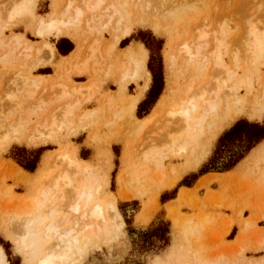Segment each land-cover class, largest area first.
<instances>
[{"label": "bare ground", "instance_id": "bare-ground-1", "mask_svg": "<svg viewBox=\"0 0 264 264\" xmlns=\"http://www.w3.org/2000/svg\"><path fill=\"white\" fill-rule=\"evenodd\" d=\"M130 1H134L133 7L136 8L131 9L128 0H66L60 9L59 0H53L54 10L46 17L36 16L37 0L13 2L11 10H8L6 14V22L2 24L3 20L0 21V49L4 51L0 61H6L17 50L23 60L31 64L29 69L39 68L45 64L43 54L48 55L50 60L56 53L55 47L46 39L49 37L59 39L65 36L71 38L76 45L75 52L65 63L66 71L76 77L90 78L93 77L92 72L103 69L111 53H118V57L127 61V67L118 80L120 95L125 98L121 111L128 114V118L131 119L128 123V132L133 136L142 133V136H139L141 138L140 141L138 139L139 142L137 141L135 145L128 143L125 146L121 158L122 164L125 167L133 166L138 160L141 177L148 172L146 164L154 166L157 178L153 191L158 195L173 189L186 174L197 171L212 153V145L217 142L219 135L245 110L250 109L251 119H264V73L261 70V65L264 63V27L259 28L260 26L254 25L249 20L252 24L246 26L248 28L241 36L245 37L243 39L240 37L242 40L239 43H242L246 56L244 58L247 59L245 65L242 63L244 65L242 75L238 73L240 62L238 51L241 46H237L238 50L231 49V64L235 68L231 69L225 63L224 56L228 54L225 52L228 50V43L227 37L223 38L226 35L225 32L223 36H220L221 32L223 33V27L219 26L222 31L217 28L220 34L214 31L215 27L212 31L208 29L211 34L213 33L209 35L210 40L207 39L210 32L203 30L204 25H200L202 29L193 28L194 32L198 31V33L193 37L190 34L188 39L174 48L175 53L173 50L167 57L171 76L167 81L164 95L149 115L138 118L135 114L137 106L151 82V73L147 68L149 53L142 44H132L119 51V44L138 26H149L155 34H162L167 29L165 23L180 17L188 8L186 5H191L182 2L183 5L177 0ZM151 16L154 20L149 18ZM14 20L26 21L28 23L26 28L33 29L36 37L41 38L43 43L34 46L32 41L24 37V34L13 33L7 36L5 29H11ZM199 29L202 31L199 32ZM105 33L111 35L108 42H104L102 38ZM232 46L236 47L234 43ZM83 50L87 53L84 60L81 58L84 55ZM205 67H208L209 71L206 77H202L199 74L201 70L204 73L207 69ZM188 70L192 71V75L189 79H185L182 86L173 81L174 75L178 77L177 73L184 74ZM136 80L141 81V86L134 96L127 95L128 84ZM254 81L256 84L253 83ZM10 86L13 87H10L13 91L7 94L10 109H7L9 110L7 113H0V149L13 144L31 146L44 144L47 140H55L54 136L70 125V116L80 104L78 101L75 104L68 102L71 97L84 96L85 99L83 98L82 102L88 103L92 94L95 93L93 90L96 91L95 88H97L94 82H88L85 86L76 85L67 78V81L60 80L54 84H48V90L51 92L48 91L47 94L49 96L51 93L50 99L47 98L48 96L45 99L44 93L38 95V101L33 102L32 88H38L39 83L29 73L28 75L20 73L10 81ZM241 88L246 91L243 97L239 96ZM56 89L59 93L55 96L53 92ZM50 107L55 108L41 121L36 122L30 128V133L25 134L32 116L46 114ZM91 115L92 113L83 114L82 121ZM143 133H145L144 136ZM56 142L59 140L57 139ZM55 158L63 164V167L75 169L74 174L70 172L73 171L72 169L58 171L59 173L50 177L51 181L47 182L49 184L45 182L44 185L47 188L45 186V190L43 188L40 190L39 198L34 205L35 212L19 223L18 230L21 234L16 237V243L21 248H25L28 241H31L32 264H79L83 261V255L86 256L89 251L108 246L123 235L125 221L115 201L104 197V189L100 186L96 173L89 166L83 165L78 158H71L68 153H59ZM45 161L46 159L42 161L41 167L45 165ZM178 161L181 162L179 165L172 166L163 172L165 163L171 164ZM251 162L264 164V142L257 145L250 155L229 173L228 177L241 173ZM8 166L18 180V184L28 183L32 176L36 179L42 178L41 167L34 174L27 172L12 160ZM79 174L82 176V181L77 193L73 194L76 200L71 201L73 203L68 202L71 204L70 207L68 206L69 209L60 213L59 207L57 209L53 207L55 202L51 203V206L47 205L50 199L57 197V203L62 207L64 204L58 202V197L63 196L65 193L62 194V192H66L67 188L71 189L68 186L73 183V175ZM212 181L211 178L204 179L197 188H206ZM185 194L186 190H182L181 198ZM118 196L122 200L129 198L123 193ZM40 198L49 200L44 201L47 207L50 206L48 209L50 217L47 220L40 214L44 212ZM137 224L144 226L147 224V219L141 216ZM13 232L17 233L14 230ZM0 264H8L2 248H0ZM154 264H160V262Z\"/></svg>", "mask_w": 264, "mask_h": 264}, {"label": "rangeland", "instance_id": "rangeland-1", "mask_svg": "<svg viewBox=\"0 0 264 264\" xmlns=\"http://www.w3.org/2000/svg\"><path fill=\"white\" fill-rule=\"evenodd\" d=\"M16 1L21 2L22 0H0V21L3 20L1 21L2 24L6 22V14L8 10H11L12 3H17ZM65 1L59 0L60 9ZM128 1L131 9L136 8L133 7L135 5L133 0V2ZM177 1L191 6L186 5L188 8L180 17L168 20L167 24L165 23L167 29L162 34H155L149 26H138L134 29L132 35L126 39L127 41L124 40L126 41L125 46H122L124 41L119 46V51H121V49H125L132 44H142L149 52L148 63L153 58V72L148 67L151 73V82L147 90L148 93L146 92L145 103L141 107V116L144 117L152 112L155 104L167 89V81L171 76L167 63L168 55L173 50V53H175L174 48L185 39H188L191 36L190 34L193 37L198 33V31L194 32L193 28H201L200 25H204L203 30L208 31V29H211L212 31L215 27L216 30L214 31H218L217 28L220 30L223 27V29L221 28L223 30L222 35L218 32L220 36L226 33L223 38L226 39L227 37L226 42L229 44H227L229 51H225L228 52L224 56L225 63L231 69L235 68L231 64V49L238 50L241 46V51H239H243V54L241 53L243 56L238 51V58H240L238 73L242 75L244 63L247 59L244 58L246 56L244 55L242 43H239L245 36L243 38L241 36L248 28L246 26L252 24V22L254 25L260 26L259 28L264 27V0ZM53 4V0H37L36 16L46 17L52 13L54 10ZM146 14L149 13L146 12ZM149 18L154 20L152 16ZM249 20L252 22H249ZM27 24L26 21L14 20L13 27L5 29V33L7 36L13 33L24 34V37L32 41L34 46H39L40 43H43V40L36 37L37 35L33 29H27ZM219 26L221 27L219 28ZM201 29H199V32L202 31ZM211 31H208L210 33L207 32L208 40H210L209 35L213 34H211ZM185 32L186 34H184ZM102 38L104 42H108L111 35L105 33ZM46 40L50 44H55L58 41L53 37ZM234 40L237 42L235 43ZM65 41L67 43L66 50L72 46L74 47L70 41ZM233 43L236 46L235 48L232 46ZM83 51L82 59L87 54L86 51L85 53ZM14 53L6 61H0V113L4 114L9 111L7 110L10 109L7 94L9 91H13V89L11 90L13 87L10 86V81L20 73L24 75L29 73L39 83L38 88H32L34 92L33 102H36L38 95L44 93L45 96H43L46 99L48 91L51 92L48 90V84L51 85L60 80L67 81V78H70L72 84L76 85L85 86L88 82H94L97 88H95L96 91L93 90V93H95L92 94L88 103L82 102L85 97L80 95H74L68 101L72 104L78 101L80 104L70 116V125L58 132L57 136H54L56 137L55 140L58 139L59 142L52 139L47 140L44 144L39 143L31 146L13 144L0 149V248L3 249L8 264L33 263L30 258V251L33 249L31 241H28L25 248H21L16 243V237L21 234L18 226L20 221L35 212L36 207L34 205L37 198H39L40 190L47 188L44 185L45 182L49 184L47 182L51 181L50 177L56 175L58 171L62 172L70 169L66 165V167H63L59 160L56 161L55 156L59 153H68L71 158H78L83 165L89 166L96 173L100 186L104 189V197L115 201L117 209L125 221L124 234L108 245L109 247L102 246L99 250H92L86 256L83 255L82 264H154L156 262H160V264H264L263 162H251L246 169L241 173H237L234 177L220 176L213 179L208 187L189 189L190 191L184 197L179 198L180 188H190L196 182L191 177L188 180L192 184L190 187L180 186L186 177L198 174L204 168H217L219 170L210 171L209 173H225L226 171L221 172L220 169L232 164L240 155H244L243 159H245L254 147L264 141L263 139L250 151H247L248 140L246 137H239L240 134L228 140L220 141L225 132L230 131L239 122L264 127V119L261 121L250 120L246 118L250 114V109L245 110L241 115L242 117L240 116L231 127L225 129L219 135L217 142L212 145V153L202 163L200 169L198 168L197 171L184 176L173 189L163 191L157 195L153 191L157 178L154 166L146 164L145 167L148 172L144 177H141L139 175L138 160L135 161V165L128 167H125L121 160L125 146L128 143L135 145L138 139L140 141L139 136L142 134L133 136L128 132V123L131 119L128 118V114L121 111L125 98L120 95L118 80L127 67V61L122 57H118V53H111L110 58L106 59L103 69L92 72L93 77L89 78L69 74L65 68V63L70 60L69 58L59 59L58 61L55 57H52L49 60L48 55L43 54L45 64H42L39 68L29 69L31 64L26 63L17 50ZM3 56L4 51L0 49V58H3ZM242 57L245 59L244 62ZM47 66L52 67L54 70H41ZM205 68L207 69L204 70V73L201 70L199 74L202 77H206L208 74V67ZM261 70L264 73V63L261 65ZM42 73H53V76H44L46 78H43L40 77L43 76ZM191 75V70L186 71L184 74L177 73L178 77L174 75L175 80L173 81L182 86L185 79H189ZM139 82V80H136L129 84L127 95H135L139 85H141ZM253 83L256 84L255 81ZM53 93L56 96L59 91L56 89ZM239 93V96L243 97L246 91L241 88ZM50 94L47 97L49 99ZM158 94L160 96L153 103V98ZM53 108L55 107H50L46 114L32 116L25 134L30 133V128L36 122L41 121L45 115L52 112ZM138 110L139 106L135 112L136 116L144 118L138 116ZM85 113H92V115L82 121V116ZM44 159H46L45 165L41 167ZM10 160L17 164L18 161L28 165L36 164L34 172L18 165L27 172L34 174L41 167L42 178L36 179L35 176H32L28 183L18 184V180L9 169L8 163ZM180 163V161L171 164L169 162L165 163L163 172ZM72 170L70 172L73 173L75 169ZM72 178L73 183L68 186L71 189L67 188V191L64 189L66 192H62V194L65 193L64 195L68 194L65 197L64 195L58 197V202L64 204L62 207L57 203V197L50 199V201L47 200L49 197L46 200L40 198L44 210L40 214L44 215L46 220L50 217L48 209H50L51 203H57L58 205L53 203L54 206L53 204L52 206L54 209L59 207L61 213L69 209V205H71L68 203L69 201L73 203L71 201L76 200V196L74 197L73 194L77 193L82 176L80 174L73 175ZM45 186L46 188H44ZM120 193L126 194L130 199H119L118 195ZM44 201H49L47 205L50 206L47 207ZM141 216L147 219V224L144 226L137 224ZM13 230L17 233H14Z\"/></svg>", "mask_w": 264, "mask_h": 264}, {"label": "trees", "instance_id": "trees-1", "mask_svg": "<svg viewBox=\"0 0 264 264\" xmlns=\"http://www.w3.org/2000/svg\"><path fill=\"white\" fill-rule=\"evenodd\" d=\"M127 41V40H126ZM124 41L122 43V46H125L124 43L126 42ZM58 49L60 52H64L62 50V48L58 45ZM73 49V46L71 48H69L65 54H68L70 51H72ZM152 62H153V58L150 59L149 63H148V67L150 69V71L153 72V68H152ZM160 96V94H158L157 96H155L153 99H154V102L158 99V97ZM145 103V102H144ZM140 104L139 106V110H138V116L139 117H144V116H141V107L143 106V104ZM145 112V111H143ZM146 114H148V112H146ZM240 134V135H239ZM239 135V137L243 138V137H246L247 140H248V147H247V151H250V149H252L255 145H257L258 143H260L263 139H264V127H261L259 125H250V124H247V123H241L239 122L238 124H236V126H234L230 131L228 132H225L224 135L222 136V138L220 139V141H224V140H228L230 139L231 137H234V136H237ZM245 156L244 155H240L237 160H235L232 164L228 165L227 167L223 168V169H220L221 172H224V171H229L231 170L233 167H235ZM18 164L20 166H22L23 168H25L26 170L30 171V172H34L36 170V164H25L23 162H19L18 161ZM212 169V170H211ZM211 169H201L199 171L198 174H192L188 177H186L183 182L181 183L180 186H188L190 187L192 184H190L188 182V180L193 177L194 178V181H196L200 176L206 174V173H209L210 171H219L217 168H211ZM179 186V187H180ZM178 187V188H179ZM177 188V189H178ZM176 189V191H177ZM175 191V192H176Z\"/></svg>", "mask_w": 264, "mask_h": 264}, {"label": "crops", "instance_id": "crops-1", "mask_svg": "<svg viewBox=\"0 0 264 264\" xmlns=\"http://www.w3.org/2000/svg\"><path fill=\"white\" fill-rule=\"evenodd\" d=\"M133 31H134V30H133ZM133 31H132V32H133ZM131 35H132V33H131ZM131 35H130V36H131ZM130 36H129V37H130ZM129 37H128V38H129ZM64 39L70 41V42L74 45L72 51H70L68 54H65L66 51H67V50H66V44H67V43H66V41H65ZM126 39H127V38H126ZM126 39H124V40H126ZM55 40H58V41H56L55 44L52 43V45H53V46L55 47V49H56V51H55V52H56V53H55V58H56V60L59 61V59H68V58H70V57L73 55V53L75 52V50H76L75 43L72 41V39L69 38V37L62 36V37H60L59 39H55ZM124 40H123V41H124ZM121 43H122V41H121ZM121 43L119 44V46L121 45ZM58 45L62 48V50H63L64 52H60V51H59V49H58ZM130 46H131V45H130ZM130 46H128V47H130ZM128 47H127V48H128ZM125 49H126V48H125ZM121 50H124V49H121ZM148 53H149V52H148ZM57 55L59 56L58 58H57ZM147 64H148V62H147ZM147 68H148V66H147ZM47 69H53V68L47 66V67H43L41 70L44 71V70H47ZM53 70H54V69H53ZM148 70H149V69H148ZM42 75H43V76H40V77L46 78L47 76H53V73H52V74H43V73H42ZM44 76H46V77H44ZM139 83H141V81H140ZM141 84H142V83H141ZM128 86H129V84H128ZM139 86H141V85H139ZM147 93H148V92H147ZM135 94H136V93H135ZM129 96H134V95H129ZM162 96H163V94L161 95V97H162ZM146 97H147V94H146L145 98H143V99L140 101V103H139L138 106H140V104H142V103L145 102ZM161 97H160V98H161ZM160 98H159V99H160ZM157 102H158V101H157ZM156 104H157V103H156ZM156 104H155V106H156ZM138 106H137V107H138ZM155 106H154V107H155ZM153 109H154V108H153ZM241 117H242V116H241ZM246 118H248V119H250V120H256V119H251L250 116H248V117H246ZM238 119H239V118H237L235 121H237ZM235 121H234V122H235ZM258 121H261V120H258ZM232 125H233V124H232ZM232 125H231V126H232ZM231 126H229V127H231ZM229 127H227V128H229ZM227 128H226V129H227ZM263 142H264V141H263ZM260 144H261V143H260ZM254 148H255V147H254ZM254 148H253V149H254ZM253 149H252V150H253ZM252 150H251V151H252ZM251 151H250V152H251ZM249 155H250V153L248 154V156H249ZM248 156H247V157H248ZM243 160H244V159H243ZM243 160H242V161H243ZM242 161H241V162H242ZM241 162H240V163H241ZM240 163H239V164H240ZM239 164H238V165H239ZM238 165H237V166H238ZM237 166H236V167H237ZM234 169H235V168H234ZM231 171H232V170H231ZM231 171L229 170V171H226L225 173H206V174L202 175L200 178H198V180H196L195 184H194L192 187H190V188H187V187H182V188H180L181 190H180L179 198H181L182 190H186V193H187L188 191H190L189 189L197 188V186L200 184V182H201L202 180H204V179H210V178H211V179H216V178H218V177H220V176H224V175H227V176H228L229 173H230ZM186 175H187V174H186ZM186 175H185V176H186Z\"/></svg>", "mask_w": 264, "mask_h": 264}]
</instances>
